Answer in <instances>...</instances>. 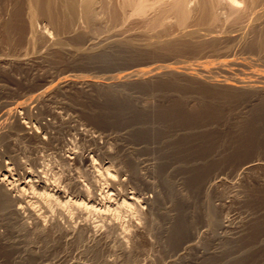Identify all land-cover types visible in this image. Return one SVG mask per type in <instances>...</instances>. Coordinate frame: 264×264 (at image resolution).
Here are the masks:
<instances>
[{
	"label": "rangeland",
	"instance_id": "1",
	"mask_svg": "<svg viewBox=\"0 0 264 264\" xmlns=\"http://www.w3.org/2000/svg\"><path fill=\"white\" fill-rule=\"evenodd\" d=\"M196 1L187 0V7L194 9ZM27 3L0 0V178L18 196L15 205L23 209L28 228L22 229V220L8 222L0 210V233L11 240L19 232L18 246L33 247L36 257L26 264H264V168H240L246 161L264 160V92L211 86L180 73L119 88L79 82L114 81L136 68L166 65L191 71L205 67L201 77L206 79H248L252 72H264V52L256 43L261 25L248 26L243 16L241 23L248 22L249 29L243 36L238 25L220 18L212 36L150 45L147 37L153 32L166 37L181 28L173 12L156 4L141 16L120 6L121 0H106L98 8L94 33L80 20L62 28L37 15L31 24ZM157 12L162 23L153 31L148 22ZM196 12L184 26L204 33L206 23L194 20ZM61 76L78 77V82L46 93L37 106L32 102L31 117L14 108L17 99L31 101ZM258 83L264 85V78ZM7 107L41 138L22 135V126L5 127L13 119L2 114ZM129 155L148 182H156L157 173L147 166L164 157L159 156L174 187L169 193L182 197L174 204L173 197L164 196L155 225L146 220L144 197L153 199L162 183L131 180ZM24 174L37 183H17L27 179ZM42 191L52 199L45 202ZM54 196L80 203L58 204ZM35 215L46 225L45 233L37 230ZM7 247L0 243V264H14L23 255Z\"/></svg>",
	"mask_w": 264,
	"mask_h": 264
},
{
	"label": "bare ground",
	"instance_id": "2",
	"mask_svg": "<svg viewBox=\"0 0 264 264\" xmlns=\"http://www.w3.org/2000/svg\"><path fill=\"white\" fill-rule=\"evenodd\" d=\"M106 0H28V11H29V15H30V22L31 24L34 23L32 20H34L35 17H38L37 15H43L45 16L49 22H51L52 24L56 25L57 27H66L68 25H70L74 20H80L79 23H84L88 26V28H90V32H94L96 31V26L98 25V22L100 21L99 18V7H103L104 6V2ZM109 2V1H108ZM195 2V1H194ZM157 6H156V5ZM106 5V4H105ZM120 6H130L132 7V12L134 14L137 15H144L147 13V11L149 9L154 8L155 6L158 7L159 10L162 11H170L173 12L176 15V23L178 22L180 24V27L178 30L179 32L177 33L176 31V35L172 36H161L159 34V32H153V34L150 35V38L147 37L148 40L147 44H157L160 43L163 46H168V45H174V41L176 42V40L182 44L187 43L189 40V37L194 36V35H199V36H204V35H208V36H212L213 32L212 30V25H214L217 21L220 20V18L226 21H230L232 25H238V27L241 29V35L245 36L248 33L247 29L248 27H245V25H247V23L249 22L248 26H250V24L252 23V26H254L253 24H259L261 25V30H259V32L257 33V46L259 48L260 51L264 52V0H197L194 9H196V11L199 13L198 16H196V18L194 20L198 21V22H202V23H206V28L202 29L204 31L203 32H199L201 30H195V29H189L186 26H184L185 21L188 19L190 12L194 9H190L189 7H187V0H168V1H164L163 3L161 2L160 4L157 3V1H149V0H121ZM194 6V5H193ZM220 8L222 11V17L220 14H218L216 12V10ZM106 10V9H105ZM219 10V9H218ZM196 12V14H197ZM160 13H163L160 11ZM195 14V12H193ZM158 12H157V16L154 15V17H151V20L148 22V25H150L151 29L156 26V23H162L159 22V16H158ZM192 14V13H191ZM152 16V15H151ZM243 16H246L248 19V22L243 25L241 18ZM158 17V18H157ZM192 17V16H191ZM245 17V18H246ZM145 18V17H144ZM192 20V18H190ZM190 19H188V21H190ZM36 20V19H35ZM145 20V19H144ZM222 21V20H221ZM191 22V21H190ZM242 22V23H241ZM147 24V23H146ZM190 24V23H189ZM208 24V25H207ZM147 25V26H148ZM161 25V24H159ZM157 25V26H159ZM191 25V24H190ZM188 25V26H190ZM195 25V24H194ZM204 25V24H203ZM243 25V26H242ZM146 26V27H147ZM156 26V27H157ZM179 26V25H178ZM192 26V25H191ZM201 26V25H200ZM242 26V27H240ZM145 27V26H144ZM155 27V28H156ZM204 27V26H203ZM259 27V26H258ZM192 28V27H190ZM251 28V27H250ZM245 29V30H243ZM153 31L155 30L154 28L152 29ZM147 31V30H146ZM151 31V30H150ZM149 31V32H150ZM156 31V30H155ZM258 31V30H257ZM84 32V31H83ZM142 32V31H141ZM165 32V31H164ZM95 33V32H94ZM152 33V32H150ZM166 33V32H165ZM169 33V32H168ZM148 33L145 34V36H147ZM171 34V33H170ZM169 34V35H170ZM79 35V34H78ZM98 36V35H97ZM149 36V34H148ZM206 37V36H205ZM126 40V39H125ZM128 40V39H127ZM145 42V43H146ZM177 43V42H176ZM179 43V44H180ZM206 43V42H205ZM211 44V43H210ZM170 47V46H169ZM172 47V46H171ZM168 48V47H167ZM89 49V48H88ZM165 50V49H164ZM48 53V52H47ZM14 61V60H13ZM161 67V66H160ZM159 66L156 67H151V68H144V69H137L130 72V73H126V74H122L119 76H122L121 78H115L116 80L112 81H106V82H99L97 80L94 79H90V78H79L82 79L81 81H79L80 83H84L87 86H98V87H108V88H119V86H124L126 84H133V83H142L144 81H148L154 78H159L162 77L163 75H167V74H182L184 76H186L187 78L190 79H194V80H201L206 82L207 84H210L211 86H221V87H226V88H230L232 90H242V91H262L264 92V85L259 84V80L261 78H264V72H252L251 75L248 77V79H244L242 77H235V78H224V79H206L203 78L205 77V75L203 77H201L202 75V71L206 70L205 67H199L197 68V70L191 71V69H187L185 68L184 70H177L173 67L167 66L166 67H162L160 69ZM187 67V66H186ZM133 69V68H132ZM259 70V69H258ZM131 71V70H130ZM124 73V72H123ZM76 76V75H74ZM118 77V76H117ZM78 78V77H76ZM74 79L67 76H61L60 79H57V81L55 80L53 86L51 88L48 89V86H46L47 88H43L41 90H37V92L30 98L31 101H18L15 103V107H21L22 111L24 110L25 115L27 114L28 116L31 117L32 113H31V107L34 106L33 103L36 102L35 106L38 105V102L42 99L44 100V96L46 93L48 92H52V91H59L61 89H64L65 86L67 85H72V86H76V83L78 82L77 79ZM259 79V80H258ZM51 81V80H50ZM200 81V82H201ZM81 85V84H80ZM41 88V87H39ZM66 88V87H65ZM37 89V88H36ZM58 93V92H57ZM7 94V93H6ZM47 97V96H46ZM26 99V98H25ZM29 99V98H28ZM15 101V100H14ZM33 102V103H32ZM68 102V101H67ZM42 103V102H41ZM4 104V103H3ZM46 104V103H45ZM48 104V103H47ZM51 105V104H50ZM2 106H6V104L2 105ZM9 106V105H8ZM11 106V105H10ZM44 106V105H43ZM13 107V106H12ZM12 107H7L5 108V110H2V114L8 117H12L9 122H2L3 124H5V127H9L10 129L13 128L15 129L16 126H22V135L24 136H28V137H36V138H41L40 137V133L37 132V128L36 130L28 125H22L21 119H19V117L17 116V111L15 112L14 108ZM37 108V107H36ZM46 108V107H45ZM48 108V106H47ZM2 109V108H1ZM13 109V110H12ZM49 109V108H48ZM17 110V109H16ZM33 110V109H32ZM35 110V109H34ZM33 110V111H34ZM39 111V110H37ZM35 112V111H34ZM36 113V112H35ZM52 113V112H51ZM77 113V112H76ZM22 114V113H21ZM57 115V114H56ZM2 116V115H1ZM2 116V117H5ZM20 116V114H19ZM33 116V115H32ZM70 116V115H69ZM21 117V116H20ZM39 117V116H38ZM61 117V116H60ZM23 118V117H22ZM25 119V118H23ZM22 119V120H23ZM32 119V118H31ZM45 119V118H44ZM27 120V119H26ZM59 120V118H58ZM70 120V119H69ZM8 121V120H7ZM34 121V120H33ZM43 122V121H42ZM26 124V122H25ZM2 125V124H1ZM15 125V126H14ZM48 125V124H47ZM34 126V125H33ZM2 127V126H1ZM35 127V126H34ZM46 128V126H44ZM40 128V127H38ZM8 129V128H7ZM5 129V130H7ZM9 129V130H10ZM1 130V129H0ZM3 130V129H2ZM3 130V131H5ZM17 130V129H16ZM41 130V129H40ZM11 131V130H10ZM9 131V132H10ZM21 131V130H20ZM44 131V130H43ZM47 131V130H46ZM19 132V131H18ZM11 134V133H10ZM21 134V133H20ZM149 134V133H148ZM155 134V133H154ZM18 135V134H17ZM47 135V134H45ZM44 135V136H45ZM19 136V135H18ZM43 136V134H42ZM50 136V135H49ZM5 137V136H4ZM20 137V136H19ZM126 137V136H124ZM27 138V137H26ZM46 138V137H45ZM44 138V139H45ZM52 138V137H51ZM167 138V137H166ZM41 140V139H40ZM47 141V140H46ZM53 141V140H52ZM25 143V142H24ZM48 143V142H47ZM3 144V143H2ZM49 144V143H48ZM18 145V144H17ZM141 146V145H140ZM160 146V145H159ZM143 147V146H142ZM150 147V146H149ZM162 147V146H161ZM161 149V148H160ZM143 150V149H142ZM141 150V151H142ZM140 151V150H139ZM144 151V150H143ZM142 151V152H143ZM159 151V148H158ZM153 152V151H152ZM160 152V151H159ZM158 152V153H159ZM162 152V151H161ZM40 153V152H39ZM33 154V153H32ZM129 154V153H128ZM68 155V154H67ZM70 156V155H68ZM66 156V157H68ZM77 156V155H76ZM160 156V155H159ZM156 162H152L151 164H149L147 166V170L151 171L152 173H157L156 177H157V181L156 182H148L145 181L142 177V173L138 167V161H135L130 155L127 156L126 160V165H127V169H128V173H129V177L131 180L136 181L137 183H149L150 185H152L153 183H162V190L157 192V194L155 195V197L153 199L144 197V201L146 203L149 204V210L147 211V218L146 220H148V224L149 225H155V218L157 216H155L157 214V212L159 211V209L161 208V203L163 201L164 196H170L173 197V202L175 204V200L177 201V203L181 200L182 197L178 196L176 194L172 195L171 193H169L170 191H172L173 185H172V180L171 178H169L170 175V171H168L166 168H163L164 164H163V159L159 158ZM82 157V156H80ZM162 157V156H160ZM46 158V157H45ZM60 158V157H59ZM87 157H83V159H87ZM164 158V157H162ZM20 159V157H19ZM72 159V158H71ZM76 159V158H75ZM162 162H161V160ZM94 160V159H92ZM149 160V159H148ZM152 160V159H151ZM49 161V160H48ZM146 161V160H145ZM150 162V161H149ZM38 163V162H37ZM53 163V162H52ZM59 163V162H58ZM140 163V161H139ZM166 164V163H165ZM110 165V164H109ZM142 165V164H140ZM139 165V166H140ZM167 165V164H166ZM168 166V165H167ZM178 166V165H177ZM180 166V165H179ZM61 167V166H60ZM256 167H262L264 168V160H260V161H255V160H249L246 161L245 163H243V165L240 167L242 168V172L245 171H249L252 170L253 168ZM72 168V167H71ZM144 168V167H143ZM178 168V167H177ZM169 169V168H168ZM173 169V168H171ZM61 170V169H60ZM73 170V169H72ZM109 170V169H108ZM107 170V171H108ZM126 170V169H125ZM124 170V171H125ZM142 170V169H141ZM240 170V169H239ZM42 171V170H41ZM92 171V170H91ZM123 171V173H124ZM172 171V170H171ZM44 172V171H43ZM74 172V171H73ZM146 172V171H145ZM164 172V173H163ZM174 172V171H173ZM48 173V172H47ZM116 173V172H115ZM172 173V172H171ZM121 174V173H118ZM125 174V173H124ZM25 175V174H24ZM63 175V174H62ZM69 175V174H68ZM26 174L25 177H27L26 180L24 181H17V183H25V184H34L37 183L36 180L32 179L33 177ZM43 177V176H42ZM45 177V175H44ZM47 177V176H46ZM117 177V176H116ZM123 177V176H122ZM126 177V176H125ZM7 178V177H6ZM24 178V177H23ZM184 178V177H183ZM115 179V178H114ZM122 179V178H121ZM106 180V179H105ZM119 180V179H118ZM117 180V181H118ZM8 181V180H7ZM54 181V180H53ZM65 181V180H64ZM78 181V180H77ZM80 181V180H79ZM108 181V180H107ZM129 181V180H127ZM132 181V183H133ZM51 182V181H50ZM59 182V181H58ZM67 182V181H66ZM69 182V181H68ZM7 183V182H6ZM6 183H4L3 178H0V210L3 211V218L6 220L13 221V220H22L21 221V226L22 229L24 230H28L27 225L25 223V221L22 219V215H21V211L23 210L21 208L20 205H15V201L18 199V196H15L13 194H11V192L9 191V188L5 185ZM71 183V182H70ZM69 183V184H70ZM113 183V182H112ZM120 183V182H118ZM61 184V183H60ZM117 184V183H116ZM215 184V183H214ZM41 185V184H40ZM56 185V184H55ZM62 185V184H61ZM71 185V184H70ZM80 185V184H79ZM82 185V184H81ZM84 185V184H83ZM121 184H119L120 186ZM123 185V184H122ZM21 186V185H20ZM23 186V185H22ZM28 186V185H27ZM94 186V185H93ZM113 186V185H112ZM125 186V185H124ZM66 187V186H65ZM115 187V186H114ZM23 187H20V190H22ZM25 188V187H24ZM23 188V189H24ZM28 188V187H27ZM35 188V186H34ZM54 188V187H53ZM57 188V187H55ZM54 188V189H55ZM60 188V187H59ZM69 188V187H68ZM76 188V187H75ZM30 189H33L30 188ZM16 190V189H15ZM19 190V189H18ZM79 190H83V188L79 187ZM111 190V189H110ZM114 190V189H113ZM174 190V189H173ZM34 191V190H32ZM60 191V190H59ZM75 191V190H74ZM18 192V191H17ZM31 192V191H30ZM35 192V191H34ZM175 192V190H174ZM53 193V192H52ZM35 194V193H34ZM38 194L43 198V200L45 202H48V200L52 199V194L45 192H38ZM115 194V193H114ZM18 195V194H16ZM36 195V194H35ZM56 195V194H55ZM62 195V194H61ZM90 195V194H89ZM122 195V193H121ZM153 195V194H152ZM22 196V195H21ZM112 196V195H111ZM127 196V195H126ZM131 196V195H130ZM134 196V195H133ZM141 196V195H140ZM55 197V196H54ZM53 197V198H54ZM68 197V195H67ZM139 197V196H138ZM143 197V196H142ZM66 198V197H65ZM70 198V197H69ZM22 199V198H21ZM127 199V198H126ZM123 199L122 200V204L123 205H128L129 202ZM129 199H134V197H130ZM172 199V198H171ZM40 200V199H39ZM54 201H56L58 204L61 203H71V204H77L80 202L77 201H70L69 200H64L62 201V199L59 198V196L55 197L53 199ZM82 200V199H81ZM108 200V199H107ZM137 200V199H136ZM143 200V199H141ZM25 201V200H24ZM119 201V200H118ZM135 201V200H134ZM171 201V200H170ZM17 202V201H16ZM43 202V201H42ZM51 202V201H50ZM140 202V201H139ZM143 202V201H141ZM19 203V202H18ZM145 204V203H144ZM163 204V203H162ZM122 205V206H123ZM131 205V204H130ZM44 207V206H43ZM124 207V206H123ZM130 207V206H129ZM97 208V207H96ZM22 209V210H21ZM29 211V210H28ZM167 212V211H166ZM35 213V212H33ZM56 213V212H55ZM167 214V213H166ZM32 215V214H31ZM34 217V221L37 227V230L39 229V231H43L45 230V226L43 225V223L41 222L40 218L38 216H33ZM32 217V218H33ZM2 218V219H3ZM158 218V217H157ZM156 218V219H157ZM168 218V217H167ZM180 219V218H179ZM209 219L212 221V223L214 225H216L219 228H226V224L219 220V219H214L209 217ZM1 220V219H0ZM176 220V219H175ZM157 222V221H156ZM170 222V221H169ZM14 223V222H13ZM16 223V222H15ZM175 223V222H174ZM173 223V225H174ZM9 224V223H8ZM178 224V223H177ZM181 224V223H180ZM158 225V224H157ZM18 226V225H17ZM175 226V225H174ZM6 227V226H5ZM29 227V226H28ZM50 227V226H49ZM170 227V226H169ZM35 228V227H34ZM151 228V227H150ZM30 229V228H29ZM33 229V228H32ZM31 229V230H32ZM178 229V228H177ZM6 231V230H5ZM69 232V231H68ZM178 232V231H177ZM45 233V232H44ZM180 233V232H179ZM21 233L18 232V234L15 235L14 239L11 240H6L4 238V236L2 235V233H0V243L2 245H5L7 248L9 249H16L17 250H21L23 255L20 257V260L15 261L14 264H26L27 262H29L30 260H33L34 256L33 254V247H30L28 245H23V247L18 246L21 243V240L19 239V235ZM39 234V233H38ZM7 235V234H6ZM41 235V234H40ZM179 235V234H178ZM10 236V235H9ZM27 236V235H26ZM13 238V237H12ZM28 242V241H27ZM41 245V244H40ZM193 244H189V247H192ZM187 248V247H186ZM1 251V250H0ZM42 252V251H41ZM36 253V252H35ZM21 254V253H20ZM5 256V255H4ZM19 259V258H18ZM57 259V258H56ZM17 260V259H16ZM47 260V259H46ZM41 262V261H39ZM46 263V261H45Z\"/></svg>",
	"mask_w": 264,
	"mask_h": 264
}]
</instances>
